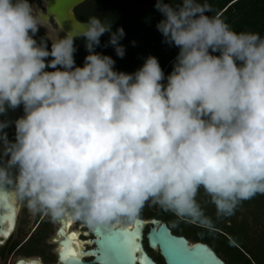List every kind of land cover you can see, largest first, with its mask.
I'll return each mask as SVG.
<instances>
[{"label":"clouds","instance_id":"9594fccd","mask_svg":"<svg viewBox=\"0 0 264 264\" xmlns=\"http://www.w3.org/2000/svg\"><path fill=\"white\" fill-rule=\"evenodd\" d=\"M156 9L157 30L179 49L167 77L155 56L128 74L96 51L110 34L123 59L122 27L93 16L52 39L30 0H0V115L24 111L14 142L0 122V189L32 214L111 229L151 202L200 222L201 189L225 217L264 195V37L234 31L199 0Z\"/></svg>","mask_w":264,"mask_h":264},{"label":"trees","instance_id":"16d2710c","mask_svg":"<svg viewBox=\"0 0 264 264\" xmlns=\"http://www.w3.org/2000/svg\"><path fill=\"white\" fill-rule=\"evenodd\" d=\"M30 1L40 2V0ZM157 2L158 0H89L79 6L76 13H80L79 9L82 10L83 7L88 13L77 16L80 22H86L90 17L97 16L113 25V31L121 27L125 30L126 36L121 41L126 48L123 59L119 58L114 47L108 44L110 34H105L101 38V46L96 50L98 53L111 56L116 61L115 70L128 74L135 73L142 68L149 56H155L167 77L173 71L179 49L165 43L163 35L157 30V25L164 19L156 9ZM169 2L176 6L182 0H169ZM199 2L210 6L211 11L206 13L207 15L220 16L234 31L259 33L264 37V0H199ZM76 47L78 49L75 54L76 64L83 67L85 58L89 55L85 41L78 40ZM155 48L158 49L156 53L153 52ZM203 191L201 189L199 194ZM198 204L203 213L200 222L179 219L186 223L189 236L190 229L198 230L196 242L209 245L218 255L224 253L229 263L264 264V228L260 233H252L251 225L254 222L259 226L258 220L264 219V195H257L251 200L242 202L231 216L226 217L218 215L211 197L206 200L201 197ZM138 218L145 219L141 216ZM165 220L169 227L170 224L173 225L170 218L166 217ZM178 236L188 235L182 231ZM220 242L234 249L240 262L233 261ZM213 244L216 247H213Z\"/></svg>","mask_w":264,"mask_h":264},{"label":"water","instance_id":"95a60500","mask_svg":"<svg viewBox=\"0 0 264 264\" xmlns=\"http://www.w3.org/2000/svg\"><path fill=\"white\" fill-rule=\"evenodd\" d=\"M87 1L89 0H42L43 5L46 8L45 14L42 13L44 14L43 19L45 23H48L51 19H53L64 34L65 32L72 30L79 32L82 30V22L77 19L75 11L79 6ZM21 117L22 115L20 109H9L7 113L0 115V122H6L9 124V126L5 129V131H8L15 128V121ZM4 160L3 154L0 152V163H3ZM17 218V208L11 198L10 189H0V237L3 235L6 239L10 237L12 231L16 227ZM7 222L11 225L10 231L4 230ZM62 222L64 225L59 232L60 236L65 238V240L61 242L63 251L62 248H59V252L62 251L60 254V262L62 264H126V262L118 260L112 255L106 257L104 254V248L102 247L106 238L122 234L126 230H132L134 232H138L139 234L138 243L141 252L137 254L136 264H140L141 260H143V264H157L145 248L144 242L147 228H150L146 235L148 248L154 253H158L159 251V254L163 258L165 264H177V261L171 257L169 251L165 247L164 241L168 239L181 242L182 246L187 248L189 251L202 250L201 264H226V262L207 244H191L184 236L175 235L168 224L162 220H145L141 218H137L135 221L131 222V224H123L111 229H105L102 227L96 228L95 230L90 229L91 234L93 235L91 243L94 248L87 252H83L82 250H84V247L81 241L77 239V241L80 242L78 246L75 241H72V246L74 248H78V251L84 254L82 257H73L71 254L64 251V246L66 243H69L71 236H67L66 223L65 221ZM84 256L92 257L93 261L89 263L84 262ZM22 263L23 262L19 264ZM27 264L41 263L39 260L35 259L28 261Z\"/></svg>","mask_w":264,"mask_h":264},{"label":"rangeland","instance_id":"374dc122","mask_svg":"<svg viewBox=\"0 0 264 264\" xmlns=\"http://www.w3.org/2000/svg\"><path fill=\"white\" fill-rule=\"evenodd\" d=\"M30 3L33 5L34 10L40 14V12L45 14V8L44 5L41 2H35V1H30ZM79 8V7H78ZM80 13H76V16H78L79 14L82 15H86L88 12H86V9L84 10L83 7H81ZM78 10V9H77ZM50 32H51V38L52 39H56V38H60L63 37L65 34L56 26L53 25L47 27ZM42 34L45 36V38L47 37V30L44 28L40 29V32L34 37L38 42L41 41L42 38H44V36H42ZM51 45V41H48ZM155 51L153 52H157L156 50H158L157 48L154 49ZM54 71V70H53ZM20 112L21 115H24V111H23V106H21L20 108ZM12 141V140H11ZM13 142V141H12ZM203 198L204 200H206V198L210 197L206 194L205 191H203L202 193L198 194L196 197L197 203L200 202V198ZM42 215H34L32 214L27 207L23 204L22 207V212H21V216H20V220H19V227H18V231L17 234L15 235L16 238V242L14 244L11 245V247L9 248V253L7 254H3L1 255V258L5 260L8 259L9 254L15 249V247L23 240L25 234L27 233V231L36 223L41 219ZM141 217L145 218L146 220H151V219H159L162 220L163 222H167L165 220L166 217L170 218V221L173 225L170 224V228L171 230H173V232L178 235L181 234V232L183 231V233H185V235H188L187 238H189L191 236V242L196 243V238L198 235L196 232H198V230L195 229H190V236H189V230L188 227L186 225V223L181 222L173 213L165 211L164 209L160 208L159 206L153 205L151 202H148L145 207L143 208V210L141 211L140 215ZM241 217H239L240 219ZM45 223L42 228L40 229L39 232H36V234H38L40 237V242L38 240L32 239L29 243H27L23 249L21 250V252L25 255H32L33 253H35L36 251H39L40 249H43V254H38L39 256L42 257L43 261L46 262L47 264H53L54 262V257H53V250L55 249V246L52 244V237L57 229V225L56 223H53L48 217L45 218L44 222ZM257 225L254 222L251 223L252 227H253V232H258L260 233L261 229L264 228V219H259L258 220ZM83 225V222L78 221L77 226L79 225ZM124 224H131L130 223H124ZM86 225V224H84ZM85 230H87V228H84ZM150 228H147V233L149 232ZM36 237V239H37ZM14 238V239H15ZM221 243V242H220ZM219 243V244H220ZM41 244V245H40ZM222 245V243L220 244ZM216 247L215 244H213V247ZM223 249L229 254V256H231V258L233 259V261L235 262H240V259L236 253V251L234 249H231L230 247H228L227 245H222ZM212 248V247H210ZM214 249V248H213ZM151 256H153L155 259H158V255L159 254H155L154 252H150ZM157 255V256H156ZM219 256L224 259L227 264H232L228 262V258L224 253H219Z\"/></svg>","mask_w":264,"mask_h":264},{"label":"flooded vegetation","instance_id":"af4514ba","mask_svg":"<svg viewBox=\"0 0 264 264\" xmlns=\"http://www.w3.org/2000/svg\"><path fill=\"white\" fill-rule=\"evenodd\" d=\"M40 2L43 4L42 0H40ZM45 12H46V8H45ZM52 23H53V25H56L57 26V24L55 23V21L53 19H51L48 23H45V25L47 27H49V26H52ZM42 36H44V35L42 34ZM44 38H45V36H44ZM48 46H49V50H50L51 49V45H50L49 42H48ZM47 70L48 71H53L54 69H47ZM6 132L8 134V138L10 139V141L12 140L14 142L15 141V132H16L15 128L10 129V130H8ZM22 207H23V203H22ZM21 212H22V209H21V211L19 213L17 212L18 213L17 224H16L15 229L12 231V234H11L10 238L9 239H6V237H4V235L0 237V242H1V244H0V264H19L21 262H23L22 264H27L28 261L35 260V259H38L41 264H47L46 262L43 261L42 257L38 255V254H41V253L43 254V249H40L39 251H36L32 255H25V254H23L21 252V250L23 249V247L27 243H29L32 239L38 240L40 242V237H37L39 235L36 234V232H39L40 229L42 228V226L45 224L43 222H44V220H45L46 217L43 216V215L41 216V219L38 222H36L27 231V233L25 234L23 240L9 254L8 259L4 261V259L1 258V255L9 253V248L11 247L12 244H14L17 241L16 238H15V235L17 234V231H18L19 220H20ZM62 221H65V219H63V220H61V221H59V222L56 223L57 229H56V231H55V233H54V235L52 237V241H51L52 244L55 246V249L53 250V257H54L53 258L54 259V261H53L54 263L53 264H62L60 262V254L63 251V248L61 246V242L65 240V238H63L59 234L60 230L62 229V227L64 225ZM77 224H78V221H75L74 230H78L80 232L81 241L85 244L84 250H82V251L83 252H87L89 250H92L94 248V246L91 243V240L93 239V235L91 234L90 228L87 225H84V224L83 225L81 224L80 226L79 225L77 226ZM85 227L87 228V230L84 229ZM4 230L5 231L6 230H8V231L11 230V225H10L9 222L6 223ZM66 233L68 234V232H66ZM87 234H90V236H88ZM36 237H37V239H36ZM69 237H70V235H69ZM185 238H187V237H185ZM187 239H188V241L191 244H196L197 243V242L196 243L191 242V240L189 238H187ZM58 248H62V251L59 252V253H58ZM145 248H146V250L149 252V254L151 256V253L150 252H152V251L148 248L147 241L145 243ZM155 254H159V253H155ZM151 257L157 262V264H165L163 258L160 256V254L157 256L158 259H155L153 256H151ZM83 261L89 263V262H92L93 261V258L90 257V256H84L83 257Z\"/></svg>","mask_w":264,"mask_h":264},{"label":"snow or ice","instance_id":"6c2138e0","mask_svg":"<svg viewBox=\"0 0 264 264\" xmlns=\"http://www.w3.org/2000/svg\"><path fill=\"white\" fill-rule=\"evenodd\" d=\"M72 241H75L77 246L79 245L77 233L71 234L69 243L64 246V251L73 257H82L84 254L78 251V248L72 246ZM138 241V232L126 230L122 234L106 238L102 247L106 257L112 255L116 259L126 262V264H136L137 254L141 252ZM164 243L171 257L177 261V264H201L202 250L189 251L182 246L181 242L170 239L165 240ZM140 264H143V260L140 261Z\"/></svg>","mask_w":264,"mask_h":264},{"label":"bare ground","instance_id":"6f19581e","mask_svg":"<svg viewBox=\"0 0 264 264\" xmlns=\"http://www.w3.org/2000/svg\"><path fill=\"white\" fill-rule=\"evenodd\" d=\"M47 4V3H46ZM40 15L42 16V18H44V14H42V12H40ZM44 20V19H43ZM9 139V138H8ZM10 140V139H9ZM3 150H4V146H3V142L0 141V152L3 154ZM4 159H6L4 157ZM10 195H11V198L13 200V203L14 205L16 206L17 208V212L19 213L22 209V202H20L16 196H15V193L10 189ZM146 220V219H145ZM65 223H66V231L68 232L67 236H71L72 233H77V239L81 241V237H80V232L78 230H74V227H75V221L72 220L71 218H65ZM147 231V230H146ZM88 236H90V234H87ZM146 235H147V232H145V242L144 244L146 243ZM11 236V235H10ZM10 238V237H9ZM8 238V239H9ZM83 247L85 246V244L81 241ZM91 244V243H90ZM58 253H59V248H58ZM159 253V251H158ZM38 260V259H36Z\"/></svg>","mask_w":264,"mask_h":264}]
</instances>
